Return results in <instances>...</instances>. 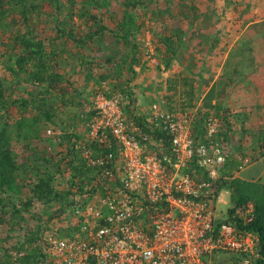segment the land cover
<instances>
[{
    "label": "trees",
    "instance_id": "16d2710c",
    "mask_svg": "<svg viewBox=\"0 0 264 264\" xmlns=\"http://www.w3.org/2000/svg\"><path fill=\"white\" fill-rule=\"evenodd\" d=\"M63 1L65 3H61L60 0H49L50 4H55V9L58 10L59 14L65 8L67 11L54 26L55 34L51 41L39 39L33 33L28 22L30 12L34 11L35 7L21 2V18L25 23L26 30L15 38L20 45V52L13 59L8 57L6 68L11 82H4L0 78V112L1 109L4 111L0 113V227L5 224H10L11 227L20 226V223L24 220L23 214L28 213L37 204L58 203L60 207L56 216H60L70 210L77 197L84 199L91 193V190H86V187L90 186L93 181V170L85 165L82 157V150L87 145L84 144L83 136L71 131L69 133L62 132L56 139L57 141L55 138L54 140L51 138L45 140L42 138L38 127L43 121L54 124V109L57 107V101L63 106L72 103L68 99V87L59 86L64 81V76L53 71V68L56 67L55 59L77 56L76 59L79 62L75 65L77 68L72 66V73L78 74L80 71L84 72L83 69L87 63L84 57H91L88 51L94 50L95 55L103 57L107 64H113L117 61L120 68L127 70L130 75H134L135 68L141 64L136 42L137 35L143 34L145 29L143 20H149L161 29L158 41L169 55L163 62L165 69H169L171 59L176 58L178 49L184 40L193 38L195 35L190 27L199 14L197 9L194 10V7L188 8L181 2L178 3L174 0H86L90 6H95L96 11L91 12L85 7L77 10L76 17L84 28V31L77 34L75 33V27L68 24L74 16L72 9L75 8L77 2L76 0ZM160 1L165 4L164 9L152 11L150 6L158 4ZM144 9L151 12L147 18V12H143ZM165 14L172 21L169 27L166 25ZM140 16H142L141 22L139 21ZM185 24H188L186 31L183 29ZM166 29L170 33H166ZM63 37L74 43L75 53L67 49ZM255 37L260 43H264V35ZM109 38L113 41L111 45L108 44ZM261 55L263 56L261 53L260 55L254 54L255 62L253 66L257 65L258 69L257 72L248 75V79L258 89L264 86V68L260 67V65H264V61ZM2 58L3 56L0 55V61H3ZM229 77L226 81L221 82L222 86H219V82L213 84L202 100V107L206 112L202 113L200 111L201 115L199 114L192 126L196 141L202 139L205 132V120L209 115V111H212L213 115L219 120L220 126V131L215 135L214 142L228 144L231 141L233 133L230 113H225L222 103L219 101L223 93L222 90L227 86H234V80L231 76ZM132 79L129 78L128 80ZM65 83L66 85L69 84L67 81ZM192 83V80L187 78L167 79V90L169 92L167 95L169 94V97L174 96L179 85L182 88V96L185 102L183 106L193 108L196 104L192 101L193 96H195ZM7 84L12 90L18 89L16 84L23 85L25 88L28 87L30 90L26 91V97L19 98L16 104L20 107L22 113L30 107L35 111V115L29 119H25L26 117L21 115V119L17 120L13 127L10 126L7 117L9 103L8 101L3 102L4 90L5 86L8 87ZM234 94L237 97H243L242 102L236 103L237 108H249L251 110L250 114L242 121V124L248 125L249 123L250 125L259 115V107L252 100H245V96H248V94L244 96L242 92H235ZM226 95L227 97H234L232 96L233 93H226ZM130 103H136L135 99ZM77 105L82 106L79 102ZM125 111L128 118L133 119L135 123H142V115H134L132 111L126 109ZM96 114L97 112L92 108L91 103L90 111L87 113L88 120L90 121ZM15 138H22L25 141L35 139L39 145L44 143L46 145L50 144L52 147L62 146L63 155L55 160L54 156L49 153L42 157L33 154L20 162L18 161V154L11 145ZM253 138L261 140L256 136ZM165 144L167 147V138H165ZM89 148L93 155H96L99 150L97 147ZM62 164L68 177L65 180L62 179L61 184L64 185V188L60 191L56 188V174L62 176L58 171V167ZM191 165L190 176L195 181L205 180L206 176L202 170L194 164ZM240 166L241 164L239 165L238 162L229 157L214 185L215 199L220 196L222 191L229 193L225 218L222 220L215 219L214 228L216 230L224 221L234 225L239 232L255 234L258 237V258L253 261V264H264V182L260 180L248 181L235 176L236 173H240ZM24 189L25 191H23ZM23 194L25 197L22 196ZM249 205L252 206V219L247 222L246 217L249 216H246V210ZM46 231V228L38 225L34 231L28 235L25 234L24 241L19 243L17 249L14 248L16 252L23 253V255L13 260L9 252H4L0 255V264H10L11 262L12 264L42 263L45 259L43 240ZM28 245L31 248L30 250H27L26 246ZM221 255L228 256V262L224 258L222 259ZM242 256L239 253H213L211 264H234L241 261V258L246 257V255Z\"/></svg>",
    "mask_w": 264,
    "mask_h": 264
},
{
    "label": "built area",
    "instance_id": "2783aa9c",
    "mask_svg": "<svg viewBox=\"0 0 264 264\" xmlns=\"http://www.w3.org/2000/svg\"><path fill=\"white\" fill-rule=\"evenodd\" d=\"M92 108L97 114L87 122L82 150L93 170L91 193L76 198L63 235H44L40 264H211L217 252L246 255L234 264H253L255 234L224 221L214 228L220 197L214 185L229 153L214 142L220 126L212 113L196 141L189 110H156L137 124L122 97L104 92L93 97ZM89 147L99 149L96 155ZM191 164L205 180L190 176ZM246 216L251 221V205Z\"/></svg>",
    "mask_w": 264,
    "mask_h": 264
},
{
    "label": "rangeland",
    "instance_id": "374dc122",
    "mask_svg": "<svg viewBox=\"0 0 264 264\" xmlns=\"http://www.w3.org/2000/svg\"><path fill=\"white\" fill-rule=\"evenodd\" d=\"M60 1H62L61 3H65L63 0ZM174 1L181 2L188 8L194 7V10L197 9L199 14L195 17L190 27L195 35L193 38L184 40L178 49L176 58L171 59L169 69H165L163 64L164 59L169 57V55L158 41L161 29L149 22V20H143L145 22V29L143 30V34L137 35L136 42L139 48L141 64L135 68L134 75H130L127 70L122 67L120 68L117 61L113 64H107L103 57L95 55L94 50L88 51L91 57H84L87 61L83 69L84 72L80 71L78 74L72 73V66L74 67L79 62L76 59L77 56L55 59L56 67L53 68V71L64 76V81L59 86L68 87V99L73 104L68 103L63 106L57 101V107L54 109V124L43 121L38 126L43 139L51 138L54 140L55 138L56 140L62 132L69 133L75 131L81 134L85 140L86 125L89 121L87 113L90 111L94 94L100 92L122 97L125 104L127 103L125 109L132 111L137 116H143L156 110L168 112L189 110L195 121L200 111L202 113L206 112L202 107V100L210 87L218 82L220 83L219 86H222L221 82L226 81L231 76L232 80H234V86L225 87L222 90V96L219 98L225 113H230L229 117H231L233 125L235 120H237L235 114H233L234 111L243 110L236 107V103L242 102L243 97H237L234 93L244 89L245 91H250V99L245 100H252L259 107L261 113L249 125V129L257 133L261 132L260 135H256V138L264 140V87L248 89L246 86V80H249L247 76L249 74L247 73L251 72L250 70L255 62L254 54H260L259 48L264 47V43H260L257 37H255L264 35L262 33L264 32V23L257 22L258 20H264V0ZM21 2L35 7L34 11L30 12L28 23L33 33L39 39L47 41L53 39L55 34L54 26L67 12L65 8L59 14L58 10L55 9V4H50L49 0H0V55L3 56V61H0V78L4 82H11L6 68L8 57H12L13 59L20 52V45L15 38L26 30L25 23L21 18ZM76 2L77 5L72 9L74 16L69 20L68 24L74 26L75 33L79 34L81 31H84V28L83 24L76 17L77 10L85 7L89 11L95 12L96 8L95 6H90L86 0H76ZM164 7L165 4L163 1H160L158 4L151 5L150 9L152 11H159L160 9H164ZM143 12H147L146 18L148 15L150 16V11L144 9ZM165 20L167 27H169L172 21L167 17V14H165ZM139 21H142V16H140ZM187 28L188 24H185L183 29L186 31ZM248 31L251 32L247 33ZM165 32L170 33L168 29ZM63 40H65L67 49L75 53L74 43L64 37ZM112 43V39L109 38L108 44L111 45ZM75 67L77 68V66ZM104 77L107 78L104 79ZM175 77L192 80L195 95L192 101L196 104L195 107L183 106L185 102L182 96V88L179 85L177 86L178 91L174 96L171 95L169 97V94L167 95L169 93L167 90V79ZM245 77L246 79H244ZM129 78L133 79L129 81ZM65 81L69 84L66 85ZM16 85L18 89L12 90L7 84L8 87L6 88L5 86L3 98V102L8 101L9 103L7 117L12 127L17 120L21 119V115H24L25 119H29L35 115V111L31 107L26 112H21L16 101L21 97H26V91L30 89L23 87V85ZM226 93H233L232 96L234 97H227ZM133 99L136 101L134 104L130 103ZM78 102L82 106H78ZM3 112L1 109L0 113ZM209 113H212V111H209ZM244 126L247 125L242 124L243 128ZM48 130L51 131V134L47 133ZM11 145L18 154V161L20 162L31 157L33 154H37V157H42L46 153H49L54 156L55 160L63 155L62 146L56 145L52 147V145L44 143L39 145L35 139L25 141L22 138H15ZM227 151L228 153L229 151L231 152L229 146ZM241 154L246 156L245 159L249 161V164L241 163L243 169L250 164L251 166L254 165L252 164L251 155L247 151ZM258 167V165L253 167L252 171L258 169ZM259 168L261 169V167ZM58 171L62 176L56 174V188L62 191L64 188V185L61 184L62 179H67L68 174L63 164L58 167ZM246 174L238 175V177L248 181H252L251 179L255 178L254 174ZM22 196L25 197L24 194ZM228 201L229 193L222 191L219 201L215 206L216 220L225 218ZM59 207L58 203L48 205L37 204L28 213L23 214L24 220L20 223V226L15 225L11 227L10 224L1 226L0 255L4 252H9L12 258V255L18 253L15 249L19 247V243L24 241V235H28L34 231L38 225L47 229L44 235H63L69 223L67 219L68 210L60 216H56ZM26 247L27 250L31 249L29 245ZM221 256L222 259L224 258L228 262V256Z\"/></svg>",
    "mask_w": 264,
    "mask_h": 264
},
{
    "label": "crops",
    "instance_id": "0c3cea01",
    "mask_svg": "<svg viewBox=\"0 0 264 264\" xmlns=\"http://www.w3.org/2000/svg\"><path fill=\"white\" fill-rule=\"evenodd\" d=\"M257 22L258 23L259 22L264 23V20H262V21L258 20ZM262 33H264V32H262ZM261 50H264V47L259 48L260 53L263 54V56L262 55L261 56L263 57V61H264V53H262L264 51H261ZM260 67L264 68V65H260ZM257 69H258L257 65H255L254 67L252 66V69L250 70L251 72H249L247 74H250L253 72L255 73V72H257ZM246 82H247L246 86L248 89L257 88L256 85L252 81L246 80ZM237 92L238 93L242 92L243 96L248 94V96H245V97H246V99H250V91L247 90L244 92V90H239ZM250 112H251V110L249 108H245L241 111H234L233 114H235V117L237 118V120H235V122L233 123L234 126L231 125V130H232L233 134L231 137V141L226 145H227V149L229 146V149L231 150V152L234 153L233 154L229 151V157H231L235 162H238L239 165L241 164V161L244 160L246 157V156H243V154H241V153H245L246 151L248 152L249 155H251V160L253 161L252 164H254L253 166H251V164H250L247 167H245L244 169L241 168V166H240V168H241V169L239 168L240 174L236 173L235 176H238V175L240 176L241 174H245V173L254 174L255 178L251 179L252 181L260 180V181L264 182V180H262V179H264V140L263 141L262 140H255L253 138L261 132L257 133L256 131H250L249 123L247 126H244V130L242 127L243 119H245L250 114ZM260 113L261 112L259 111V114ZM263 133H264V130H263ZM257 165L259 167H261V169L258 167V169L254 170L256 172L252 171V168L257 166ZM251 177H253V176H251Z\"/></svg>",
    "mask_w": 264,
    "mask_h": 264
}]
</instances>
